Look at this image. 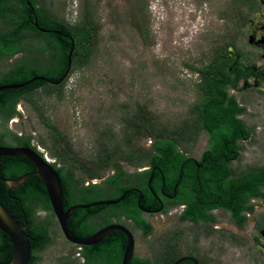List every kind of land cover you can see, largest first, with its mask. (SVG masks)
I'll return each instance as SVG.
<instances>
[{"label":"rangeland","instance_id":"obj_1","mask_svg":"<svg viewBox=\"0 0 264 264\" xmlns=\"http://www.w3.org/2000/svg\"><path fill=\"white\" fill-rule=\"evenodd\" d=\"M47 9L70 25H80L88 15L95 33L88 59L72 66L61 86H43L15 105L7 120L0 117L2 142L15 146V135L28 136L30 143L49 161L79 184L104 188L92 197L107 200L117 195L105 181L122 172L135 180L137 167L115 158L98 175L74 165L53 139L59 133L84 160L94 159L103 146L120 142L124 115L137 106L160 123L172 126L192 114L191 107L202 98L200 74L222 48L236 56L238 64L264 68V0H43ZM0 18V29L7 28ZM23 49L0 55V76L40 46L33 38L22 40ZM238 49V50H237ZM43 51L41 62L45 61ZM243 111L238 117L249 129L239 140L241 148L229 165L232 175L264 166V77L239 79L229 89ZM151 137L140 134L134 144L149 148ZM210 144L205 131L180 150L193 158ZM76 204H82L81 202ZM242 225L228 211L210 209L211 221L183 218L182 205H167L161 211L143 212L147 230L120 217L114 222L127 226L134 236L133 254L151 258L166 240L179 255L197 258L199 264H264V191L250 199ZM34 220H47L50 241L36 251L33 264H82L80 247L67 241L51 209H36ZM99 218H97V221ZM98 221L92 229L105 226Z\"/></svg>","mask_w":264,"mask_h":264},{"label":"trees","instance_id":"obj_2","mask_svg":"<svg viewBox=\"0 0 264 264\" xmlns=\"http://www.w3.org/2000/svg\"><path fill=\"white\" fill-rule=\"evenodd\" d=\"M0 18L8 23L6 29H0L1 56L22 50L21 42L25 38L41 41L40 46L32 48L27 57L0 76V85L21 84L0 89V117L7 120L15 113L19 100L27 98L39 87L61 86L72 66L88 59L95 26L88 15L84 16L80 25L59 20L47 9L43 0H0ZM43 51H46V57L41 62ZM236 52L214 49L210 63L197 69L200 74L197 86L202 98L191 107L193 115L172 126L160 123L143 106H137L131 115L121 118L123 127L119 144L103 146L90 160L80 158L64 136L59 133L53 135L74 165L95 175L105 170L115 158H123L137 167L149 166L136 174V183L127 178V182L121 184L123 173L119 171L106 177L105 181L117 192L110 199H117L124 193L123 198L115 204L75 208L68 218L69 229L74 235L87 237L97 230L92 227L98 221H106L107 225L114 222L112 218L118 221L122 216L147 230L149 225L141 215V208H160L157 200V196L160 197L159 188L171 195L175 192L171 202L184 205L183 218L211 221L210 209L221 208L229 212L236 225H242L245 212L252 208L250 199L263 195L264 166L232 175L229 163L237 158L241 148L239 140L249 137V129L238 117L243 111L242 106L229 94L228 89L239 79L264 77V68L238 64L236 56L240 52ZM198 130L205 131L210 144L198 158H193L180 148L184 147L185 142L193 140ZM140 134L151 137L149 148L134 144ZM15 138L18 146L29 147L41 154L30 143L28 136L15 135ZM0 145H8L2 142L1 136ZM50 164L60 180L63 209L79 202L94 201L87 198L104 189L93 183L79 184L76 178L64 173L61 166H56L54 162ZM34 170V164L25 157L0 156V203L20 224H24V220L26 222L25 232L31 245L29 264L37 260L35 252L50 241L47 220L36 222L33 216L38 208L51 209L46 190L42 180L34 173L15 187H8L5 180L17 179ZM134 185L140 186L141 198L140 192L131 189ZM263 224L264 220L256 223L257 229ZM125 246V235L113 229L97 243L80 246L79 255L82 264H120ZM184 256L178 254L175 244H169L166 240L151 258L133 254L127 264H172ZM11 257L10 239L0 230V264H8ZM177 264L193 263L189 259H182Z\"/></svg>","mask_w":264,"mask_h":264},{"label":"water","instance_id":"obj_3","mask_svg":"<svg viewBox=\"0 0 264 264\" xmlns=\"http://www.w3.org/2000/svg\"><path fill=\"white\" fill-rule=\"evenodd\" d=\"M20 85L21 84L0 85V89L13 88ZM0 156H21L29 159L34 164L35 170L33 172L25 173L14 180H5V183L8 187H15L19 185L29 174L34 173L38 175L44 184L51 211L58 222L64 238L67 241L75 244L78 247L83 245H92L100 241L108 231L113 229L120 230L126 237V246L120 264H127L128 260L133 255L134 236L131 230L124 224L119 222H111L94 231L87 237H78L74 235L70 231L68 225L70 213L75 208H87L93 205L115 204L123 198L124 193L114 200H95L88 203L74 204L66 209H63L62 191L59 177L53 166L48 161H46L41 154L26 146L0 145ZM25 229V220L24 224H20L0 203V230L8 236L12 245V257L8 264H29L31 257V245ZM182 259L184 258H179L172 264H177ZM193 262L194 264H198L196 260H193Z\"/></svg>","mask_w":264,"mask_h":264},{"label":"flooded vegetation","instance_id":"obj_4","mask_svg":"<svg viewBox=\"0 0 264 264\" xmlns=\"http://www.w3.org/2000/svg\"><path fill=\"white\" fill-rule=\"evenodd\" d=\"M148 167L149 166H147L145 169H142V170H139V171H137V173L138 172H141V171H145L146 169H148ZM136 173V174H137ZM152 175V174H151ZM150 178H151V176H150ZM150 178L148 179V181H147V184L149 183V180H150ZM123 179V178H122ZM122 179L120 180V182L122 181ZM126 182H127V180H126ZM125 182V183H126ZM131 182H133V183H136L137 182V177L135 176V180L134 181H131ZM125 183H123V184H125ZM122 184V183H121ZM131 189H133V190H135V191H138V192H140L141 193V188H140V186H138V185H134L133 187H131ZM128 191V189L125 191V192H127ZM159 194H160V197H158L157 196V200L159 201V203L161 204L160 205V208H158V209H152V210H149V209H145V208H141L142 210V212L141 213H143V212H145V213H152V212H155V211H161L162 210V208L163 207H166L167 205H175V204H173L172 202H171V200H172V197H173V195L175 194V192L173 191V194L171 195V194H169V193H165V192H163L162 191V189L161 188H159ZM141 198V197H140ZM182 205V208L184 207V205L183 204H181ZM99 217V216H98ZM122 217H124V216H122ZM125 218V217H124ZM128 220H130V221H132L131 219H128ZM133 222V221H132ZM134 223V222H133ZM264 226V224L262 225V227ZM261 227V228H262ZM260 228V229H261ZM185 257H187V258H185ZM181 258H184V259H189L193 264H194V262H193V260H196L197 261V263L199 264V261L197 260V258H195L194 256H190V255H185L184 257H181ZM179 259V258H178ZM177 260V259H176Z\"/></svg>","mask_w":264,"mask_h":264},{"label":"clouds","instance_id":"obj_5","mask_svg":"<svg viewBox=\"0 0 264 264\" xmlns=\"http://www.w3.org/2000/svg\"><path fill=\"white\" fill-rule=\"evenodd\" d=\"M38 150V149H37ZM39 151V150H38ZM41 153V152H40ZM42 154V153H41ZM42 156H43V154H42ZM44 157V156H43ZM44 159H45V157H44ZM46 160V159H45ZM46 161H48L49 163H51V161H49V160H46Z\"/></svg>","mask_w":264,"mask_h":264},{"label":"built area","instance_id":"obj_6","mask_svg":"<svg viewBox=\"0 0 264 264\" xmlns=\"http://www.w3.org/2000/svg\"><path fill=\"white\" fill-rule=\"evenodd\" d=\"M46 160H48V158L46 156H44Z\"/></svg>","mask_w":264,"mask_h":264}]
</instances>
